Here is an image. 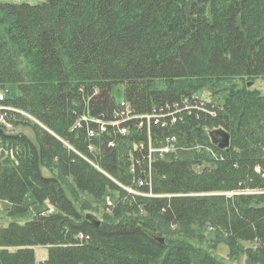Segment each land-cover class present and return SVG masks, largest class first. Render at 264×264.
I'll return each mask as SVG.
<instances>
[{"label":"trees","instance_id":"obj_1","mask_svg":"<svg viewBox=\"0 0 264 264\" xmlns=\"http://www.w3.org/2000/svg\"><path fill=\"white\" fill-rule=\"evenodd\" d=\"M257 79L264 0L0 2V115L13 128L0 124V264H36L37 246L38 264H230L151 217L223 231L264 264ZM110 192L115 220L95 227L77 196Z\"/></svg>","mask_w":264,"mask_h":264},{"label":"rangeland","instance_id":"obj_2","mask_svg":"<svg viewBox=\"0 0 264 264\" xmlns=\"http://www.w3.org/2000/svg\"><path fill=\"white\" fill-rule=\"evenodd\" d=\"M43 0H0V2H9V3H20V2H26L29 4H37L40 3ZM258 87L262 93H264V80L257 79L255 80V83L251 85V87ZM7 88L10 90V95H15L17 93V88L15 84H9L7 85ZM201 97H204L206 99H209V96L207 93L201 94ZM3 108L0 106V109ZM27 116V115H26ZM29 117V116H28ZM31 118V117H29ZM0 124H3L8 129H13L11 127L10 123H7L5 118L0 116ZM22 127L18 126L16 129H21ZM15 130V129H14ZM70 194H74L71 189H69ZM116 192H110L109 196L105 195V197L100 201H95L91 197L87 196L86 194H79L77 196L78 200L76 203L78 207H82L81 211L84 213H91L95 215L99 220L100 219H106L108 220H115V214L114 217L112 216L111 212L109 211V208H107V205L111 204L112 197L116 196ZM229 194V193H228ZM103 203L106 205L104 206ZM47 202H45V205ZM6 207L7 203L0 201V222L5 224L9 222L10 218L6 215ZM38 206H33L30 208V210L26 213H23L19 218H17V221L19 223L24 222L25 220L31 219L33 216V213L35 210H37ZM50 211L52 210L51 207H49ZM108 212L109 215H108ZM116 216L119 217H128L125 213H118ZM150 222L153 224H156L157 229L163 233L164 235H182L188 238V236L192 239V237L198 241L200 244L203 245L205 248H209V250L218 258L230 263V264H263L260 262H251L249 259V256L247 257V251L254 250L255 246L251 243H247L244 241H232V239L228 238V236L223 231H215L210 230L209 228H206L205 226L201 224H195V223H186L182 224L180 226H177L175 228L167 227L161 223H159L156 218L151 217L149 218ZM34 253H35V262L38 264L43 259H45L47 255V249L44 246H37L34 247Z\"/></svg>","mask_w":264,"mask_h":264},{"label":"water","instance_id":"obj_3","mask_svg":"<svg viewBox=\"0 0 264 264\" xmlns=\"http://www.w3.org/2000/svg\"><path fill=\"white\" fill-rule=\"evenodd\" d=\"M251 82L247 83V86H251ZM210 141L215 143L219 148H227L229 145L230 137L228 132L222 129H215L209 133ZM85 218L90 222L91 225L97 227L100 225V220L91 213H86ZM160 243H163V238L157 237Z\"/></svg>","mask_w":264,"mask_h":264},{"label":"built area","instance_id":"obj_4","mask_svg":"<svg viewBox=\"0 0 264 264\" xmlns=\"http://www.w3.org/2000/svg\"><path fill=\"white\" fill-rule=\"evenodd\" d=\"M0 100H3V95L2 94H0ZM121 105L122 106H126L125 103H123V102L121 103ZM0 116L2 117V115H0ZM122 132H124V129H123ZM159 150L166 151V148L159 149ZM9 153L12 154V151L10 150Z\"/></svg>","mask_w":264,"mask_h":264},{"label":"bare ground","instance_id":"obj_5","mask_svg":"<svg viewBox=\"0 0 264 264\" xmlns=\"http://www.w3.org/2000/svg\"><path fill=\"white\" fill-rule=\"evenodd\" d=\"M4 98V97H3ZM10 154V153H9Z\"/></svg>","mask_w":264,"mask_h":264}]
</instances>
